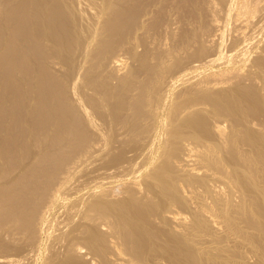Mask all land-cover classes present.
Instances as JSON below:
<instances>
[{
    "label": "bare ground",
    "instance_id": "1",
    "mask_svg": "<svg viewBox=\"0 0 264 264\" xmlns=\"http://www.w3.org/2000/svg\"><path fill=\"white\" fill-rule=\"evenodd\" d=\"M143 1L145 3V0ZM235 1L236 3L238 2L237 0ZM118 2L119 0H0V149L2 145L4 149L7 148L9 151V149L16 148L18 144L22 148L29 141L31 132L36 133V130H33L30 125L37 118V123H39L37 125L38 129L42 133L43 131L47 132L42 134V136H46L43 140L41 134V138L40 136L38 138V141L41 142L42 140L44 142L42 146L48 144L66 149L70 145H75L80 139V135L84 134L82 132H85L84 126L88 122L90 124L89 127L92 126L93 128L94 134L98 133L99 135L100 133L101 136V133H103L104 136L107 135L103 139L105 144L112 149H114L115 145L119 147L128 145V148L131 146L130 149L132 151V153L128 154H132L129 159L126 157L119 162L115 159L117 153H113L114 156L112 157L107 155L108 157L104 158L109 170L108 173L106 172V181L108 178L107 182L118 181L119 183L117 182L116 185H111L110 183V185L108 184L109 186L103 183L99 190H96L98 186L95 188L91 200L88 198L87 204L84 201L86 208L81 212L78 221L72 225H68L67 223L69 229L65 232L63 231V235L57 238V243L58 239H60V244H58L59 246L61 245L60 249L57 246V250L55 249L53 252L51 250L52 256L47 257L50 263L46 262L49 264H250L253 261L249 260L251 261L249 263L247 258L249 257L248 254L251 253L256 259L255 263L258 262L256 264H264V55H262V52L259 55L252 48L253 45L250 47L254 51L250 52V55H253L251 53L254 52L258 55H253L255 57H252L253 59L248 60V62H245L247 60L245 58V61L242 60L243 64H241L242 61L239 62L238 60L240 65L236 61L237 57L236 60L234 56L232 58L233 53L232 55L228 53L230 54L229 58L228 54L226 55L228 59L223 64L221 63L224 57L223 54L219 56L218 53V58H216V55L214 57L213 54L206 55L207 57H204V60L201 56V60L192 61L186 67V64L182 65L179 69L177 67L178 71L174 76H170L166 72L169 78L167 80L164 79L165 81H161V78L157 76L151 90L147 88L148 86H145L147 84H144L143 81L138 80L136 82L138 79V76H136L137 72L132 70L129 72V75L126 74L120 79L118 77L121 73H118L119 76L115 73L113 76L112 73L113 78L119 79L118 82L112 84L113 82H109L110 74H108L109 77L102 74V77L99 78L98 72H96L98 68L95 69L94 67L95 64L96 67H99L106 59L108 62L109 57L107 56L109 54H106L108 52H103L107 48L105 45L109 44L111 40L114 42L118 38L120 39V36L126 35L131 28L129 25L131 13H133L135 7L134 1L126 0L121 3L120 0V4ZM216 3L214 4L216 5ZM240 3V7L236 4V10L238 7L247 8L248 2L246 0H243L245 6H242V1ZM233 5L234 7L236 6L235 4ZM141 7L139 8L140 10H142ZM253 7L256 6L254 5ZM213 9L212 11H215ZM252 9L253 11L251 12H257L254 10L255 8ZM150 10L152 9H148L142 15L146 16L144 18L141 17L139 29L144 28L145 20L152 14ZM233 11L232 14L236 17H232L234 19L237 18L235 20L238 21L239 17L237 15L242 14V12L240 14L236 12V15L235 11ZM197 12L199 11L197 10ZM261 13L258 15H260L259 19L262 21ZM101 18L106 23L103 31L105 35L103 37L102 31H100L101 37L97 34L99 32H96L97 24ZM245 18L242 17L243 20ZM253 18L256 19L255 14ZM242 19L240 18V21H243ZM103 21H101L102 24ZM240 21L238 22L239 25ZM245 21L242 22L243 26L249 20L246 21V24ZM251 22L252 19L250 20ZM258 24H260V21ZM262 24L264 25V23H261L260 28H264ZM208 26L206 27L208 28ZM173 27L178 28V25L177 27ZM235 27L233 26V29ZM174 28L170 31L172 34L176 30ZM244 28L246 30V27ZM131 29L133 30V27ZM243 29L240 28V30ZM254 29H256L257 33V28L255 27ZM262 30L264 31V29ZM250 31L248 29V33ZM263 31L259 30V32ZM135 33L139 34L137 31ZM140 33L143 32L140 31ZM210 33L213 34L212 32ZM136 34L134 36L135 39L131 38V43L132 40L139 41L141 38L139 37L140 34ZM206 35L208 36L207 33ZM244 35L246 36L245 33L240 36ZM97 36L101 39L99 40ZM254 36L256 35H253L252 38ZM239 37H237L238 40L240 39ZM248 40L251 41L252 39L248 38ZM230 41L232 40L230 39ZM93 44H95V47ZM132 45L130 44L129 46L128 44V47L132 51L133 58H136L141 54ZM249 45L251 44H248L247 50L250 49ZM257 45L254 48L257 49ZM263 45L264 43L260 44L262 48H264ZM201 46L199 47L201 48ZM231 46L233 47L232 42ZM98 48L102 52H96L99 50ZM240 48L238 49L239 52L245 49V47L242 50ZM262 48L258 49L263 51ZM189 50L191 51V48ZM197 50L199 49L197 48ZM89 51H94L93 54L91 52V57L88 56L91 54H87ZM175 51L179 50L176 48ZM214 51L216 50L214 49ZM83 52H86V55L85 53L84 55L87 56L85 57L87 59L88 57L93 59L96 56L99 59L95 58L96 61L93 59L92 64L90 62L91 59L88 61L79 55H83ZM191 52L190 54L193 55L194 53ZM243 52H240V54L243 55ZM51 55L57 57L67 68L64 72L61 71L62 73L60 74H63L64 78L69 80V90L67 91L66 89L67 92H64H69L68 96L63 94L62 91L61 94L59 93L61 87H59L57 77L55 80L53 75L55 72H52L50 75L49 67L47 68V66L46 72L48 69V75L46 72L45 74L42 72L45 69L39 70L41 66L45 68L42 62L49 64L47 60L49 61V58L53 57ZM81 57L84 58L83 61ZM193 57L195 58V56ZM240 57L243 58L241 55ZM113 58L114 60L112 59L111 62H114V64L109 69L114 66L118 68L124 62H121L122 57L115 59L114 56ZM161 58L163 59V57ZM161 63H159L160 67ZM168 63L171 64L170 61ZM181 63L182 61H179L176 65L180 66ZM215 63H219L222 66L224 63H228L230 67L227 68V65L225 66L226 68L223 67L225 69L218 67L219 70L216 71L211 69L213 72L209 71L208 68L207 71L209 72L204 69L202 73L200 70L196 72L198 74L197 78L192 79L194 71L202 67L204 68V66H215ZM33 66L37 67L33 68ZM171 66L173 65L171 64ZM149 67L151 68V66ZM156 68H159V66H156ZM162 68V71L159 73L160 77L164 76L166 71L165 67L164 69ZM215 69H217V66ZM55 74L57 76V72ZM178 80L180 81L179 84L181 83L183 86L180 87L182 88L181 91L180 88L178 91L175 90ZM182 80L187 83L181 82ZM176 92L177 97L174 95ZM20 107L22 108V112L17 121L15 118L18 115L19 111L17 110ZM77 110L83 113L85 117L83 119L87 121L83 120L84 124H86L82 127L83 123L78 125L81 122L79 119L81 115ZM144 117L145 119L148 117L151 122H147V133L144 132V129V133L138 131L143 128ZM15 121L24 128L23 134L25 136L22 134V137L17 138V133H15V130L19 128L17 126H15L16 129L14 128L15 130L9 129V127L13 128ZM35 126L36 124L33 126L34 129ZM2 129H4V133H1ZM10 130L13 133H9ZM39 130L38 132H40ZM53 131L56 133H52ZM57 135L60 136V139H57ZM165 137L167 138L165 139ZM33 138L31 137L30 142ZM85 144L87 145V142ZM40 146L37 145L36 149ZM117 146H115V152ZM24 150L26 151V149ZM28 150L30 152L31 149ZM83 150H80V152ZM126 150H124L125 153ZM100 151L102 152V149ZM29 152L27 151V154ZM105 152L107 154L106 150ZM54 153L55 151H53ZM111 154L112 151L110 152ZM36 155L38 159L42 155L44 161L27 163L20 168L22 172L28 173V175L26 173L28 180H26L24 185L23 183L21 185L20 182V185H18V181L21 179L20 175L17 178L15 175V177H9L6 181L0 180V215L2 213L6 215L5 220L11 219L9 222L11 221L13 225L9 229L15 227L19 230V228L23 229L20 227L22 226L28 237L31 236L30 233L34 230L31 228L32 230L28 234L30 224L33 221L32 211L38 209V203L41 200L43 201L44 194L48 193L46 180L54 177V168L49 174L50 170L48 167L49 176L46 175L45 177L46 167L44 165L48 161H53V157L47 152L45 154L37 152ZM29 156H26V158ZM120 157H118V160ZM139 158H142L141 161H139ZM102 163L104 164V162ZM93 165L95 164L93 163ZM148 165L150 167L152 165L153 167H151L149 172H143ZM96 166L98 167V165ZM91 168H89V171ZM100 169L102 168L100 167ZM104 169L106 168L103 167ZM59 170L58 172L60 173ZM6 171L4 172L3 170L2 172L6 173ZM12 172L10 173L12 174ZM131 172L142 174L139 177L134 176L133 178H129ZM3 173H0V177ZM101 173H98V176ZM21 175L24 176V173ZM4 176L6 177L5 174ZM95 176L100 180L97 175ZM123 177L127 179L120 186V179H123ZM104 180H101L100 183L104 182ZM97 181H94L95 184ZM61 187L65 188L64 185ZM60 188L56 189V194L53 193L54 197L56 195L60 196ZM62 191L64 190L62 189ZM23 196L25 202L21 201L24 200L21 198ZM46 196H49V193ZM87 196L89 197V195ZM45 198L47 199L48 197ZM67 208L69 209L68 206ZM75 213L77 214V212ZM37 216L39 217V215ZM67 219L70 218L68 217ZM27 221H29L28 225H26ZM35 221L37 222V220ZM72 221H75V217ZM34 224L33 227L36 226ZM13 236L15 237V234ZM14 237L13 239H15ZM8 247L10 245H6V241L0 242L1 253L4 252L2 250ZM6 250L7 252L9 251V249ZM250 257L252 256L250 255ZM7 258L9 256L4 260L8 261L6 260ZM0 259L4 264L3 257Z\"/></svg>",
    "mask_w": 264,
    "mask_h": 264
},
{
    "label": "rangeland",
    "instance_id": "2",
    "mask_svg": "<svg viewBox=\"0 0 264 264\" xmlns=\"http://www.w3.org/2000/svg\"><path fill=\"white\" fill-rule=\"evenodd\" d=\"M118 1V0H117ZM126 0H121V3H123V2H125ZM131 1H134V6L136 7H134V10H133V13H131L132 15H131V18H130V27L132 28L133 27V30L130 28V30L128 31V33L126 34V35H122V36H120V39H119V41H118V39L117 40H115L114 42L111 40L110 42H109V44L107 43V45H105V46H107V48H105V50L103 51V52H108V53H106V54H109L107 57H109L108 58V62H107V59H106V61L101 65H99V67H96V64H95V69L96 68H98L97 70H96V72H98V77L100 78V77H102L101 75L103 74V75H105V76H108V74H110V77H109V82L111 83V82H113L112 84H115V82H118L119 81V79L121 78V77H123V76H125L126 74H128L129 75V72L132 70V71H136L137 72V75L136 76H138V79H137V81L136 82H138V80L139 81H143V83L145 84H147V85H145V86H148L147 88H149V90H151V88H152V85L154 86V81H156V79H157V76H159L158 78H161V81H163L164 79L165 80H167L169 77V75L171 76V75H175L176 73H177V67H178V69L179 68H181L182 67V65H184V64H186L185 65V67L186 66H188L192 61L194 62L195 60H201V58L204 60L208 55H211V54H213V56L214 55H216V58H218V55L220 56L221 54H223L224 55V57L222 58V61H221V63L223 64V62H225V60L226 59H228L229 57H230V54L232 55V53H233V55H232V58H233V56L235 57L234 59L236 60L237 58V62H238V60H239V62H241L242 60L243 61H245V58L247 59L245 62H248V60H252L256 55H260L261 54V52H262V55H264V48H262V46H260V44L262 45V43H264V37H262V36H264V31L262 30V29H264L262 26V28H260V24L261 23H264V0H253V1H251V0H246L247 2H248V6H247V8L245 7V9H244V7H241V8H239L241 5H239V4H241L240 2L242 1V3H243V0H237L238 2L236 3V1L235 0H145V3H144V1L143 0H131ZM137 1V2H136ZM211 1V2H210ZM218 1V2H217ZM219 1H220V5H219ZM142 2V3H141ZM177 2V3H176ZM186 2V3H185ZM210 2V3H209ZM217 2V3H216ZM223 2V3H222ZM225 2V3H224ZM233 2V3H232ZM119 4H120V0H119V2H118ZM139 3V4H138ZM169 3V4H168ZM172 3V4H171ZM214 3H216V5L214 4ZM149 4V5H148ZM181 4V5H180ZM233 4H237L239 7H238V11L236 10V7H237V5L234 7V5ZM258 4H259V6H258ZM139 5V6H138ZM142 7H141V6ZM169 5V6H168ZM187 5V6H186ZM220 6V8H222L221 10H220V8H219V6ZM222 5V6H221ZM232 5H233V7H232ZM256 6V7H253V6ZM150 6V7H149ZM178 6V7H177ZM242 6H245L244 5V3L242 4ZM261 6H262V8H263V10H262V8H261ZM142 8V10H140L139 8ZM144 7V8H143ZM149 7V8H148ZM182 7V8H181ZM190 7V8H189ZM257 7H259V8H257ZM147 8V9H146ZM213 8H215V9H213ZM252 8H255L254 10L255 11H257V12H251V11H253V9ZM135 9H136V11H135ZM139 9V10H138ZM148 9H152V10H150L151 12H152V14L150 15V16H148V18L145 20V22L147 23H145L143 26H144V28L143 29H139V22H140V20H142V18L141 17H145V16H142L143 14H145V12H147V10ZM164 11H163V10ZM212 9L213 10H215V11H212ZM218 10V12H217V10ZM251 9V10H250ZM257 9V10H256ZM146 10V11H145ZM185 10V11H184ZM186 10H187V13H186ZM189 10V11H188ZM197 10L199 11V12H197ZM200 10H202V11H200ZM229 10V11H228ZM235 12H234V11ZM241 10V11H240ZM244 10V11H243ZM134 11H135V13H134ZM170 11V12H169ZM180 11V12H179ZM209 11V12H208ZM232 11L234 12V13H238V14H240L241 12H242V14H240V15H237V13H236V15L239 17L238 18V21H236L237 20V18H233V17H236V16H234L233 14H232ZM240 11V12H239ZM263 13H261V12ZM142 12V13H141ZM144 12V13H143ZM191 12H192V14H191ZM244 12V13H243ZM249 12H251V13H249ZM258 12H260L261 13V18H263V20L261 21V19H259L260 18V15H258V14H260V13H258ZM136 13H137V15H136ZM172 13V14H171ZM200 13V14H199ZM209 13H210V15H209ZM228 13V15H226ZM253 13V14H252ZM256 13H258V14H256ZM160 14H161V16H160ZM191 14V15H190ZM215 14H216V17H215ZM252 14V15H251ZM254 14H255V16H256V19L255 18H253V16H254ZM158 15V16H157ZM186 15V16H185ZM218 15H219V17H218ZM222 15V17H220ZM247 15H248V18H247ZM249 15H251V16H249ZM258 15V16H257ZM154 16V17H153ZM167 16V17H166ZM208 16V17H207ZM233 16V17H232ZM241 16V17H240ZM134 17V18H133ZM177 17V18H176ZM181 17V18H180ZM198 17V18H197ZM242 17L243 18H245V20L246 21H248L249 22V24H248V22H247V24H246V21L245 20H243L242 19ZM252 17V18H251ZM257 17H258V20L260 21V24H258L259 23V21L257 20ZM105 18H106V16H105ZM155 20H154V19ZM157 18V19H156ZM183 18V19H182ZM222 19V21H221V19ZM240 18L243 20V21H240ZM250 18V19H249ZM103 18H101V20H99V22H98V24H97V30H96V32H99V33H97L100 37H101V32L100 31H102V37L105 35L104 34V28H105V24L106 23H104V21L102 20ZM107 19V18H106ZM106 19H105V22H106ZM192 19V20H191ZM218 19V20H217ZM252 19V22L250 23V20ZM255 19V21H253ZM135 20H136V22H135ZM154 20V21H153ZM185 20V21H184ZM200 20V21H199ZM225 20V21H224ZM101 21H103V24L101 23ZM156 21V22H155ZM163 21H164V23H163ZM196 21V22H195ZM213 21V22H212ZM233 21V22H232ZM240 21V25H239V22ZM245 21V24L246 25H244L243 26V23L242 22H244ZM161 22V23H160ZM173 22V23H172ZM176 22H177V24H176ZM210 22V23H209ZM258 22V23H257ZM172 23V24H171ZM182 23V24H181ZM197 23V24H196ZM199 23V24H198ZM232 23V24H231ZM234 23V24H233ZM253 23V24H252ZM257 23V24H256ZM100 24H102L101 26H100ZM160 24V25H159ZM171 24V25H170ZM174 24V25H173ZM221 24V25H220ZM241 24H242V26H241ZM251 24V26H249ZM256 24V25H255ZM148 25V26H147ZM177 25H178V28H174L173 26H176L177 27ZM183 25V26H182ZM187 25V26H186ZM205 25V26H204ZM208 25H210V26H208ZM212 25V26H211ZM235 25H236V27H235ZM239 25V27L241 28V29H243L244 27H246V30H240V28L239 27H237ZM247 25H248V29L249 30H251L249 33H248V29H247ZM254 25H255V27L257 28V33H256V29H254L255 27H254ZM257 25H259L258 27H257ZM263 25V24H262ZM146 26H147V28H146ZM150 26V27H149ZM152 26V27H151ZM163 26V27H162ZM183 28H182V27ZM206 26H208V28L206 27ZM233 26L235 27L234 29H233ZM264 26V25H263ZM136 27V28H135ZM170 27H171V29H170ZM205 27V28H204ZM252 27H254V28H252ZM138 28V30H136ZM167 30H166V29ZM172 28H174V29H176L175 30V32L172 34L170 31L172 30ZM185 28V29H184ZM204 28V29H203ZM210 28V29H209ZM230 28V29H229ZM237 28V29H236ZM103 29V30H102ZM145 29V30H144ZM160 29H161V31H160ZM180 29V30H179ZM213 29V30H212ZM261 29V31H263V32H259V30ZM165 30V31H164ZM191 30V31H190ZM202 30V31H201ZM210 30V31H209ZM221 30V31H220ZM139 32V34H140V36L139 37H141L140 39H139V41H133L132 40V43H131V38L133 39L134 38V36H135V32ZM140 31L141 32H143L144 33V35H146V36H144L143 35V33H140ZM167 31V32H166ZM204 31V32H203ZM239 31H243V32H239ZM247 33H246V32ZM203 32V33H202ZM210 32H212L213 34H211ZM216 32V33H215ZM239 32V33H238ZM254 32H255V34H254ZM163 33V34H162ZM169 34V36H168V34ZM204 33H205V35H204ZM206 33L208 34V36L206 35ZM227 34V36H226V34ZM241 33H245L246 34V36H247V38H246V36L244 35V36H240V35H243V34H241ZM261 33V34H260ZM96 34V35H97ZM139 34H136V35H139ZM167 34V35H166ZM172 34V35H171ZM222 34V35H221ZM128 35V36H127ZM133 35V36H132ZM215 35H217V36H215ZM231 35H232V38H231ZM237 35V36H236ZM240 37H239V36ZM253 35H256V36H254L253 38H252V36ZM127 36V37H126ZM226 36V37H225ZM130 39H129V38ZM197 37V38H196ZM237 37H239L240 39L238 40V38ZM244 37V38H243ZM261 37V38H260ZM97 38H99L98 36H97ZM122 38V39H121ZM193 38H194V40H193ZM241 38H243V39H241ZM248 38L249 39H252L251 41L253 42H251V41H249L248 40ZM256 38V39H255ZM262 38H263V40H262ZM101 38H99V40H100ZM135 39V38H134ZM185 39V40H184ZM198 39V40H197ZM224 39V40H223ZM230 39L232 40V41H230ZM246 39V40H245ZM255 39V40H254ZM258 39H260L259 41H258ZM98 40V39H97ZM98 40V41H99ZM130 40V41H129ZM195 40H196V43H195ZM205 40V41H204ZM233 40H235V41H233ZM257 40V41H256ZM97 41V42H98ZM118 41V42H117ZM122 41H123V43H122ZM158 41V42H157ZM187 41V42H186ZM189 41V42H188ZM199 41V42H198ZM211 41H213V42H211ZM215 41H216V44H215ZM218 41V42H217ZM227 41V42H226ZM238 41V42H237ZM243 41H245V42H243ZM256 41V42H255ZM260 41H262V42H260ZM134 42V43H133ZM177 42V43H176ZM187 44H186V43ZM211 42V43H210ZM231 42H232V45H233V47L231 46ZM237 42V43H236ZM250 42V43H249ZM255 42V43H254ZM259 42V43H258ZM193 43V44H192ZM236 44V46H235V44ZM243 43V44H242ZM251 44V45H249V50H247L246 49V47L248 46V44ZM120 44V45H119ZM128 44H129V46H130V44L136 49V51L138 52V53H140L141 55L140 56H138V57H136V58H133V54H132V51L130 50V47H128ZM196 44V45H195ZM203 44H205V45H203ZM207 44V45H206ZM212 44V45H211ZM213 44H214V46H213ZM242 44V45H241ZM245 44V45H244ZM247 44V45H246ZM258 44V45H257ZM94 45V47H95V44H93ZM176 46V48H177V50H179V51H175L176 50V48H175V46ZM185 45H187V47H185ZM193 47H192V46ZM202 45V46H201ZM211 45V46H210ZM218 45V46H217ZM227 45V46H226ZM254 45V46H253ZM255 45H257L258 47H257V49L258 48H262L263 49V51L262 50H260V49H256V48H254L255 47ZM96 46H98V45H96ZM178 46H179V48H178ZM189 46H191V47H189ZM199 46H201V48L199 47ZM204 46H205V48H206V50H205V48H204ZM250 46H253L252 48L253 49H255V51H257L258 52V54H255V52L254 53H251V54H253V55H255V56H253V55H250V52H252V51H254ZM181 47H182V49H181ZM185 49H184V48ZM195 47H196V49H195ZM212 47V48H211ZM240 47H242V48H240ZM245 47V49H243ZM263 47H264V45H263ZM119 48H121V49H119ZM191 48V51L189 50ZM197 48L200 50H197ZM218 48V49H217ZM220 48V49H219ZM237 48V49H236ZM243 49L242 51H240V52H243V55L245 54V56H243L242 54H240V52H239V50L238 49ZM99 49V48H98ZM167 49V50H166ZM169 49V50H168ZM172 49V50H171ZM174 49V50H173ZM187 49H188V51H190L191 53H194L193 55L192 54H190V52H188L187 51ZM194 49H195V51H194ZM210 49V51L208 52V50ZM214 49L216 50V51H214ZM232 49V50H231ZM81 50V49H80ZM79 50V52H81ZM97 50V49H96ZM107 50V51H106ZM183 51V52H181V51ZM228 50V51H227ZM260 50V51H259ZM98 51H100V52H102V50H97L96 52H98ZM111 51V52H110ZM127 51V52H126ZM130 51V52H129ZM206 51H207V53H206ZM78 52V53H79ZM92 52V54H93V52L94 51H91ZM91 52L89 51V52H87V54L89 53V54H91ZM96 52L94 53L95 54V56H96ZM112 52H113V54H112ZM129 52V53H128ZM170 52V53H169ZM174 52V53H173ZM180 52V53H179ZM185 52V53H184ZM249 54H248V53ZM52 53V52H51ZM84 53H85V55H86V52H83V55L82 54H79V55H81V56H83L84 58L85 57H87V56H85L84 55ZM104 53V54H105ZM172 53V55H170ZM180 55H179V54ZM219 53V54H218ZM228 53H230V54H228ZM54 54V53H53ZM92 54L91 55H88L89 57H91L92 56ZM168 54V55H167ZM183 54V55H182ZM187 54H189V55H187ZM218 54V55H217ZM228 54V58H227V55ZM237 54H240L243 58H241L240 57V55H237ZM98 55V54H97ZM118 55V56H117ZM174 55V56H173ZM205 55V56H204ZM207 55V56H206ZM248 55H249V57H248ZM51 56H53V55H51ZM100 56V55H99ZM103 56V55H102ZM115 56V59L117 58L118 59V57L119 58H121L122 60H121V62H123L121 65H122V67H121V65H119L118 66V68L117 67H113V68H110L109 69V67H112V65L114 64V62H111L112 61V59L114 60V57ZM142 56V57H141ZM173 58V60H172V58ZM193 56H195V58L193 57ZM202 56V57H201ZM83 57H81V59H82V61L84 60V58ZM88 57V59L87 58H85V59H87L88 61L91 59V58H89ZM94 57V56H93ZM106 57V58H107ZM124 57V58H123ZM139 57H141L140 59H137V58H139ZM161 57H163V59L161 58ZM205 57V58H204ZM215 57V56H214ZM237 57V58H236ZM248 57V58H247ZM253 57V58H252ZM53 58V59H52ZM95 58H97V59H99V57H95ZM95 58H93L95 61H96V59ZM100 58H101V56H100ZM111 58V59H110ZM164 58H166V59H168V60H164ZM198 58V59H197ZM81 59H80V61H81ZM93 59H91V63H92V61H93ZM110 59V60H109ZM182 59V60H181ZM58 60V61H57ZM87 60H85V62H87ZM141 60H143V61H141ZM161 60V61H160ZM164 60V61H163ZM50 61V62H49ZM49 61L47 60V62L50 64H45L44 62H42V65H44L45 66V68L43 67V66H41V64H39L40 66H41V68H39V70L41 71L42 69L44 70L45 69V71H42L44 74H45V72H46V66H47V68L49 67V71H50V75H51V73L52 72H57V76H56V74L54 73L53 75H54V77H55V80H56V77H57V82L59 83V87H61L60 89H59V93L61 94V91H62V93L63 94H65L66 96H68L67 94L69 93H64V92H67L68 90H69V80L68 79H66V78H64V75L63 74H60V73H62V72H64L65 71V69L67 70V68H65V66L59 61V59L57 58V57H50L49 58ZM52 61V62H51ZM98 61V60H97ZM110 61V62H109ZM170 61V63L173 65V66H171V64H169L168 62ZM179 61H182V63H181V65L180 66H178V65H176ZM243 61L241 62V64H243ZM99 62V61H98ZM155 62V63H154ZM156 62H157V65H156ZM162 62V63H161ZM238 62V63H239ZM159 63H161L162 65H164V66H162L161 65V67H160V65H159ZM93 64V63H92ZM106 64H108L107 66H106ZM111 64V65H110ZM188 64V65H187ZM49 65V66H48ZM127 65V66H126ZM143 67H142V66ZM153 65V66H152ZM170 65V66H169ZM174 65H175V67H174ZM227 65V68L228 67H230V65H228V63H224V65L222 66V65H219V63H215V66H204V68L202 67L201 69H197V71H194V74H192L193 75V78L192 79H196L197 78V76H198V74L196 73V72H198V71H202V73H203V71H204V69H205V71H207V68H208V70L209 71H211V69L212 70H214V71H216V70H219V68L221 67V68H223V67H225ZM239 65H240V63H239ZM39 66V67H40ZM63 66V67H62ZM98 66V65H97ZM106 66V68H104ZM149 66H151V68L149 67ZM156 66H159V68H156ZM216 66H217V69H215L216 68ZM232 66V65H231ZM35 67H37V66H33V68H35ZM61 67V68H60ZM102 69H101V68ZM127 67V68H126ZM153 67V68H152ZM154 67H155V70H154ZM163 67V68H162ZM164 67H165V69H166V71H165V75L164 76H162V77H160V72L162 71L161 70V68L162 69H164ZM173 67H174V69H173ZM184 67V66H183ZM209 67H210V69H209ZM211 67H213V68H211ZM219 67V68H218ZM121 70H120V69ZM125 68V69H124ZM149 68V69H148ZM169 68H170V70H169ZM220 68V69H221ZM226 68V67H225ZM225 68H223V69H225ZM93 69V68H92ZM99 69H101V71H99ZM117 69V70H116ZM119 69V70H118ZM203 69V70H202ZM52 70V71H51ZM114 70V71H113ZM151 70H152V72H151ZM158 70H159V72H158ZM62 71V72H61ZM116 71V72H115ZM124 71V72H123ZM173 71V72H172ZM209 71H207V72H209ZM99 72H100V74H99ZM108 72V73H107ZM166 72H168L169 73V75L166 73ZM170 72H172V74H170ZM211 72H213V71H211ZM47 75H48V69H47ZM112 73H113V76H114V73L117 75V76H119V74L121 73V75L118 77L119 79L117 80L116 78H113V76H112ZM119 73V74H118ZM157 73V74H156ZM191 73H193V72H191ZM43 74V75H44ZM156 74V75H155ZM100 75V76H99ZM82 76V75H81ZM116 76V77H117ZM150 76V77H149ZM59 77V78H58ZM153 78H155V79H153ZM58 79H59V81H58ZM65 79V80H64ZM104 79V78H103ZM149 79H150V81H149ZM191 79V80H192ZM117 80V81H116ZM153 80V81H152ZM164 80V81H165ZM65 81H67V82H65ZM145 81V82H144ZM152 81V82H151ZM151 84H150V83ZM179 80L176 82V87L178 86V88L176 89V87H175V90L176 91H178V89L180 88V87H183L182 86V84L180 83L179 84ZM181 82H184L183 80L181 81ZM153 83V84H152ZM184 83H187V82H184ZM61 84V85H60ZM117 84V83H116ZM178 84V85H177ZM68 87V88H67ZM63 89V90H62ZM66 89H67V91H66ZM181 89L182 88H180V91H181ZM175 90H174V92H175ZM179 94H182V93H180V92H178ZM178 94V95H179ZM64 95V96H65ZM174 95H176L175 97H177V92L176 93H174ZM66 96H65V98H66ZM179 97V96H178ZM67 99V98H66ZM175 105V104H174ZM74 107V106H73ZM22 108L20 107L17 111H19L18 112V115L16 116V118H15V120H17L18 121V119H19V117H20V115H21V112H22V110H21ZM76 110V109H75ZM77 112H79L78 110H77ZM79 114L81 115V117L79 116ZM79 114H78V116H79V119H80V123L78 124V121H77V124L78 125H81L82 123V125H81V127L82 126H84L85 124H84V121L83 120H85V119H83V118H85L84 116H83V113L80 111L79 112ZM148 119V117L145 119V117L143 118V128H141V129H139L138 131H141V133H147L146 132V128H147V126H148V123L147 122H150L149 121V119ZM37 118L34 120V122L32 121V124L30 125V127L31 128H33V130H36L35 132V134H34V132L32 131L31 133V137L33 138L32 140H31V142H30V139H31V137L29 138V141H27L25 144H24V146H22V148H21V146L18 144V145H16V148L14 147V149H16L15 151H14V149H9V151L7 150V148L6 149H4L3 147H2V145H1V149H3V150H1L0 149V155L1 154H3V155H1L0 156V158H1V160H0V173H3L2 171L4 170V172L6 171V173H3L2 174V176L0 177V180L1 181H6V180H8L9 179V177H12V176H16V178H17V176H19L20 175V177H21V179L18 181V185H20L19 184V182L21 183V185H22V183H23V185L25 184V182H26V180H28V177H27V175H28V173H27V175H26V173L25 172H22L21 171V166L22 165H24V164H27V163H33L34 161L35 162H38V161H44V159H42V155H40V158L38 159V158H36L37 157V155H36V153L37 152H41V153H49V155L50 156H52L53 157V161H48V163H45L44 165H45V167H46V174H45V177H46V175H48L49 176V174L51 173V171H52V169L54 168V177L56 178V180H55V178L54 177H52L50 180H46V182H47V189H48V193H49V196H46V194L48 195V193L46 192V194H44V196L45 197H48L47 199L45 198H42L43 199V201L41 200V202L40 203H38V209H36V211L34 210V211H32V218H33V221H35V220H37V222L35 221V222H31V224H30V230H28V234L30 233V231L32 230L31 228H33L34 230H32V233H30L31 234V236L30 237H28V235L25 233V231L23 230L24 229V227H22V226H20L21 228H23V229H20L19 228V230H18V228H15V227H12V229L10 228L9 229V227L11 226V225H13V223L11 222V224H10V222H9V220H11V219H9V218H6V219H9V220H5V217H6V215H4L3 213H2V215H0V223H1V225H0V229H1V231H0V242H5L6 241V245L8 244V245H10V247H8V248H6V249H9V251L7 252V250L5 249V250H2V251H4V252H2L1 253V250H0V258H2L3 257V260L6 258V257H8L9 256V258H11V259H9V258H7L6 260H8V261H5L4 260V264H49L50 262V260L48 259L49 258V256L51 257L52 256V253H51V250H52V252L56 249L57 250V246H58V248L60 249V246L58 245V244H60V239H58V243H57V238L58 237H60V235H63V233L66 231V230H68L69 229V227H68V225L70 224V225H72V224H74L75 222H77L78 221V219L80 218V214H81V212L82 211H84L85 210V208H86V204H87V202H88V198H90V200H91V198H92V193L95 191V188H97V186H98V188L96 189V190H99V188H101L102 187V185H103V183H104V185H106V186H109L110 185V183H111V185L112 184H115L116 185V183L118 182V181H116V182H107L109 179L107 178V181H106V175H107V173H108V169H107V163L105 162V159L108 157L107 155H109L110 157H112V156H114V154L113 153H117L116 154V157H115V159L119 162V161H122V159L124 160V158H126V157H128V159L130 158V156L132 155V154H130V155H128L129 153H132V151H131V149H130V147L131 146H129V148H128V145H126L127 146V148H126V146L124 147V146H121V147H119V146H117V145H115V146H117L116 147V152H115V146H114V149H112L110 146H108V145H106L105 144V141H104V137L105 136H107V135H103V133H101V136H100V133H99V135H98V133H96V134H94L93 133V128H92V126H90L89 127V125L90 124H88V122L85 120V122H87V125H85L84 126V131L85 132H82V133H84L83 135H80V139L76 142V144L75 145H73V146H69V147H67L66 149L65 148H61V147H59V146H52V145H48V144H46L45 146L47 147V149H46V147L45 146H42V145H44V142L42 141L46 136L45 135H43L42 136V134L43 133H47V132H45V131H43V133H42V131H40L39 129H38V124L39 123H37ZM145 122V123H144ZM34 123V124H33ZM151 123V122H150ZM15 124H17V125H15ZM36 124V126H35V129H34V125ZM145 124H146V126H145ZM3 126V125H2ZM5 126V125H4ZM15 126H17V127H19L18 129H16V127ZM86 126H87V128H86ZM89 127V128H88ZM16 130H15V129ZM6 129V128H5ZM9 129H14L15 130V133H17V138L18 137H22V134L24 133V128L23 127H21L20 126V124L19 123H16V121L14 122V126H13V128L12 127H9ZM20 129V130H19ZM22 129V130H21ZM90 129V130H89ZM143 129L145 130L144 132H143ZM38 130L40 131V132H38ZM150 130V129H149ZM19 132V134H18V132ZM23 131V132H22ZM91 133H90V132ZM138 131H136V133H138ZM4 133V129H2V131H1V133ZM95 132V131H94ZM9 133H13L12 132V130H10V132ZM39 133V134H38ZM52 133H56V132H52ZM140 133V132H139ZM40 134H41V136L43 137L42 138V140H41V142L40 141H38V138H39V136H40ZM88 135V136H84V135ZM24 135V134H23ZM94 135H95V137H94ZM25 136V135H24ZM41 136H40V138H41ZM82 136V137H81ZM83 136H84V138H83ZM91 136H92V139H91ZM98 136V137H97ZM56 137H58L57 139H60L59 137V135H57ZM97 137V138H96ZM101 139H100V138ZM168 137V136H167ZM167 137H165V139L167 138ZM86 138V139H85ZM94 138H96L97 139V141H95L96 139H94ZM107 138V137H106ZM82 139H84V140H82ZM90 139V140H89ZM82 140V141H81ZM101 140V141H100ZM103 140V141H102ZM163 140V139H162ZM32 141H33V143H32ZM84 141H85V143L87 142V145L88 144H90V145H88V147H87V145L84 143ZM91 143H90V142ZM29 144V147H28V144ZM78 143V144H77ZM82 143V144H81ZM94 143V144H93ZM103 143H104V145H103ZM22 145H23V143H21ZM26 144H27V147H26ZM31 144H33V145H31ZM35 144H37L38 146L39 145H41L40 147H37V149H36V146H34ZM97 144V145H96ZM102 144V145H101ZM30 146H31V148H30ZM96 146V147H95ZM26 147V148H25ZM78 147V148H77ZM81 147V148H80ZM93 147H94V149H93ZM123 147V148H122ZM19 148V149H18ZM60 148H61V150H60ZM86 148H89V149H87L86 150ZM105 148V149H104ZM127 150H126V149ZM18 149V150H17ZM24 149H26V151L24 150ZM28 149H31L30 150V152H29V150ZM83 149H85V150H83ZM93 149V150H92ZM102 149V152L100 151ZM123 149V150H122ZM128 149H129V151H128ZM6 151V153H5V151ZM38 150V151H37ZM63 150V151H62ZM80 150H83V151H81L80 152ZM105 150L107 151V154H105L106 152H105ZM110 150V152L112 151V154L110 155V152H108ZM119 150V151H118ZM124 150H126V153H125V151ZM1 151H2V153H1ZM13 151V152H12ZM23 151V152H22ZM27 151L29 152L28 154H27ZM49 151V152H48ZM53 151H55V153L53 154ZM62 151V152H61ZM84 151H85V153H84ZM87 151H88V153H87ZM95 151H96V154H95ZM104 151V152H103ZM123 151H124V153H123ZM17 152V153H16ZM33 152V153H32ZM51 152V153H50ZM65 152H67V153H65ZM78 152V153H77ZM100 152H101V155H100ZM5 153V154H4ZM9 153V154H8ZM25 153V154H24ZM65 153V154H64ZM82 153V154H81ZM8 156H7V155ZM16 154V155H15ZM29 154H31V156H29ZM56 154V155H55ZM59 154V155H58ZM86 154H88V155H86ZM104 154V155H103ZM119 154H120V156H122V157H120L119 156ZM126 154V155H125ZM10 155H12V156H10ZM18 155V156H17ZM33 155V156H32ZM54 155V156H53ZM58 155V156H57ZM63 155V156H62ZM78 155V156H77ZM91 155V156H90ZM96 155H97V157H96ZM102 155H103V157H102ZM106 155V156H105ZM125 155V156H124ZM6 156V157H5ZM14 156V157H13ZM15 156H16V160H15ZM26 156H29L28 158H26ZM35 156V157H34ZM45 156V155H44ZM67 156H68V158H67ZM70 156V157H69ZM85 156H87V157H85ZM120 157L119 158V160H118V157ZM124 156V157H123ZM39 157V156H38ZM56 157H60L59 159L58 158H56ZM76 157H78V158H76ZM90 157V158H89ZM101 157V158H100ZM8 158V160H6ZM23 158H24V162H23ZM32 158V159H31ZM46 158V157H45ZM62 158V160H60ZM65 158H66V160H65ZM80 158V159H79ZM87 158V159H86ZM105 158V159H104ZM13 159H14V162H13ZM25 159H27L26 160V162H25ZM42 159V160H41ZM68 159V160H67ZM75 159H76V161H75ZM100 159V160H99ZM141 159L142 158H139V161H141ZM60 160V161H59ZM85 160H86V163H85ZM88 160V161H87ZM5 163H4V162ZM31 161V162H30ZM79 161V162H78ZM83 161H84V166H83ZM9 162V163H8ZM50 162V163H49ZM102 162H104V164L102 163ZM6 163H7V165H6ZM16 163V164H15ZM19 163V164H18ZM51 163H52V167L50 168V166H51ZM81 163H82V165H81ZM88 163V164H87ZM93 163L95 164V165H93ZM101 163V164H100ZM18 164V165H17ZM47 164V165H46ZM78 164H79V166H78ZM6 165V166H5ZM65 165V166H64ZM96 165H98V167L96 166ZM102 165V166H101ZM106 165V166H105ZM17 168H15V167ZM55 166V167H54ZM69 168H68V167ZM79 168H78V167ZM110 166V165H109ZM47 167H48V169L50 170V172H49V174H48V169H47ZM63 167V168H62ZM75 167V168H74ZM92 167V168H91ZM100 167L102 168V169H100ZM103 167H105L106 169H104L103 170ZM150 167V165H148L147 166V170L145 169L143 172H149L150 171V169H151V167H153L152 165H151V167ZM5 168H6V170H5ZM19 168V169H18ZM57 168V169H56ZM88 168V169H87ZM89 168H91V170L89 171ZM99 170H98V169ZM15 169V170H14ZM58 169H60L59 171H60V173L58 172ZM14 170V171H13ZM73 170V171H72ZM81 170V171H80ZM105 170H107V171H105ZM13 171V172H12ZM62 171V172H61ZM70 171H72V172H70ZM85 171V172H84ZM89 171V172H88ZM91 171H93V172H91ZM96 171V172H95ZM8 172V173H7ZM10 172H12V174L10 173ZM33 172V171H32ZM55 172H56V174L59 176H57L56 174H55ZM65 172V173H64ZM91 172V173H90ZM102 172V173H101ZM107 172V173H106ZM22 173H24V176L23 175H21ZM34 173H36V172H34ZM96 173V174H95ZM98 173H101V174H99V176H98ZM133 175H132V174ZM129 175H127V176H129V178H133L134 176H136V177H139L142 173H139V172H131ZM4 174L6 175V177L4 176ZM65 175V177H63L64 175ZM67 174V175H66ZM71 174V175H70ZM88 174V175H87ZM91 174H93L94 175V177H93V175H91ZM135 174V175H134ZM7 175H8V177H7ZM95 175H97L98 176V178L100 179V180H98L97 179V177L95 176ZM14 176V177H15ZM67 176V177H66ZM70 176V177H69ZM85 176V177H84ZM90 176V177H89ZM126 176V177H127ZM44 177V178H45ZM75 177V178H74ZM27 178V179H26ZM59 178V179H58ZM62 178V179H61ZM63 178H64V180H63ZM83 178V179H82ZM95 178V179H94ZM23 179H25V180H23ZM76 179H78V180H76ZM81 179V180H80ZM93 179V180H92ZM105 179V180H104ZM125 179H127V178H125ZM124 179V177H123V179H120L121 180V182H120V186H121V184H123V181L125 180ZM42 180V179H41ZM67 180V181H66ZM79 180H80V183H79ZM92 180V181H91ZM98 180V181H97ZM103 181L104 180V182H101L100 183V181ZM119 180V181H120ZM0 181V182H1ZM74 181V182H73ZM82 181V182H81ZM83 181H84V183H83ZM97 181V183L95 184V182ZM45 182V181H44ZM64 182H66V183H64ZM89 182V183H88ZM91 182V183H90ZM106 182H107V184H106ZM98 183H100V184H98ZM119 183V182H118ZM73 184V185H72ZM75 184V185H74ZM87 184V185H86ZM95 184V185H94ZM109 184V185H108ZM62 185H64V187L65 188H60V186H62ZM84 185V186H83ZM123 186V185H122ZM52 187V188H51ZM74 187H75V189H74ZM52 190H51V189ZM60 188V190L59 191H61V193H60V196H57L56 195V197H54L53 195V193H57V190L56 189H59ZM69 188V189H68ZM62 189L64 190V191H62ZM71 189V190H70ZM73 189H74V191H73ZM52 192H51V191ZM54 190V191H53ZM58 191V192H59ZM91 191V192H90ZM51 192V193H50ZM63 192H64V194H63ZM50 195H51V197H50ZM87 195H89V197L87 196ZM61 196H62V198H61ZM72 196V197H71ZM21 198H23L24 200H21V201H24L25 202V198H24V196L23 197H21ZM52 198V199H51ZM54 198V199H53ZM56 198V199H55ZM80 198H81V200H80ZM84 200H83V199ZM78 199V200H77ZM86 199V200H85ZM54 200V201H53ZM56 200V201H55ZM82 200H83V202H82ZM20 201V200H19ZM44 201H45V203H44ZM51 201H53V202H51ZM61 201V202H60ZM77 201H78V203H77ZM84 201L86 202V204H84ZM27 202V201H26ZM80 202V203H79ZM50 203V204H49ZM53 203V204H52ZM82 204H83V206H82ZM48 205V206H47ZM61 207H60V206ZM70 205V206H69ZM67 206L69 207V209L67 208ZM85 206V207H84ZM42 207V208H41ZM77 207H78V209H77ZM41 208V212L40 211H38L39 209ZM60 208V209H59ZM65 208V209H64ZM74 208H75V210H74ZM80 208V209H79ZM67 209V210H66ZM82 209V210H81ZM84 209V210H83ZM80 212H79V211ZM67 212V213H66ZM72 212V213H71ZM75 212H77V214L75 213ZM79 213V214H78ZM42 214V215H41ZM69 214V215H68ZM73 214H75V215H73ZM37 215H39V217L37 216ZM77 215H79V216H77ZM67 216V217H66ZM1 217H2V219H1ZM8 217V216H7ZM9 217L11 218V216L9 215ZM39 219H38V218ZM41 217V218H40ZM70 218V219H67V218ZM74 217H75V221L73 222L72 220L74 219ZM35 218H37V219H35ZM73 218V219H72ZM72 219V220H71ZM70 220V221H69ZM6 221H7V223H6ZM39 221V222H38ZM69 222H71V223H69ZM27 223H29V221H27L26 222V225H28ZM36 224V226L35 227H33V224ZM67 223H68V225H67ZM3 224V225H2ZM34 224V225H35ZM67 225V226H66ZM7 226V227H6ZM32 226V227H31ZM3 228V229H2ZM65 228V229H64ZM15 229V230H14ZM16 232H14V231ZM21 230V231H20ZM37 230V231H36ZM7 231V232H6ZM64 231V232H63ZM4 232H5V234H4ZM9 232V233H8ZM22 232V233H21ZM7 233H8V236H7ZM12 233H13V235L15 234V237L12 235ZM20 235H19V234ZM24 234V235H23ZM38 234V235H37ZM58 234V235H57ZM11 235V236H10ZM19 235V236H18ZM34 235V236H33ZM10 236V237H9ZM23 236V237H22ZM55 236V237H54ZM13 237L15 238V239H13ZM20 237V238H19ZM28 237V238H27ZM32 237V238H31ZM34 237V238H33ZM36 237H37V239H36ZM13 240H12V239ZM36 239V240H35ZM16 240V241H15ZM34 240V241H33ZM48 240V241H47ZM54 240H56V241H54ZM14 241H15V243H14ZM26 242V243H25ZM56 243V244H55ZM35 244V245H34ZM55 244V245H54ZM33 245V246H32ZM48 245V246H47ZM30 246H31V248H30ZM51 246V247H50ZM23 247H24V249H23ZM28 247V248H27ZM32 247H34V248H32ZM52 247H54V248H52ZM14 248V249H13ZM37 248V249H36ZM46 248H47V250H46ZM16 249H18V250H16ZM20 249V250H19ZM23 250V252H22V250ZM33 249V250H32ZM25 250V251H24ZM46 250V251H45ZM31 251H32V253H31ZM3 253H5L4 255H3ZM8 253V254H7ZM32 254H33V256H32ZM49 254V255H48ZM51 254V255H50ZM249 255V259L247 258V261L250 263L251 261H253L252 263H255V261H256V259L254 258V256L251 254V253H249L248 254ZM250 255L252 256V257H250ZM12 256V257H11ZM28 259H27V258ZM48 257V258H47ZM31 259V260H30ZM51 259V258H50ZM1 260V259H0ZM2 260V261H3ZM10 260V261H9ZM30 260V261H29ZM49 260V261H48ZM249 260H251V261H249ZM45 261V262H44ZM46 261H48V262H46ZM9 262V263H8ZM35 262V263H34ZM252 263H250V264H252ZM256 263H258V262H256ZM255 263V264H256ZM0 264H3V262H1L0 261ZM167 264H173V263H167Z\"/></svg>",
    "mask_w": 264,
    "mask_h": 264
}]
</instances>
